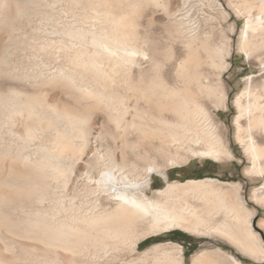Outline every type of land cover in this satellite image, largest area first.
Returning <instances> with one entry per match:
<instances>
[{
    "label": "bare ground",
    "instance_id": "bare-ground-1",
    "mask_svg": "<svg viewBox=\"0 0 264 264\" xmlns=\"http://www.w3.org/2000/svg\"><path fill=\"white\" fill-rule=\"evenodd\" d=\"M66 1L71 9H83L74 20L92 26L75 21L60 26L62 15L49 0H0V264H61L63 254L68 264H108V256L126 244L137 252L142 240L179 228L221 235L264 260L261 238L251 228L253 212L214 186L222 182H170L166 167L156 162L166 157L168 148L187 144L199 147L187 148L195 157L233 158L208 108L211 103L215 110L227 109L223 85L220 78L214 82L211 70L228 68V39L222 36L215 44L212 34H202L191 24L190 0ZM143 3L163 7L175 20L170 37L184 45L183 57L172 47H156L152 54L144 48L147 41L130 17ZM38 18L41 26L33 28ZM25 28L33 32L26 34ZM250 32L262 36L264 28L248 19V48L254 46ZM23 51L30 53L32 63L21 72L14 56ZM162 56L176 58L175 76L142 72L147 60L159 71ZM258 94L246 89L238 98L236 123L241 134L240 123L248 118V135L238 139L252 160L250 172L264 177V147L253 135L264 128ZM250 97L253 103L243 102ZM96 114L102 123L113 124L116 133L94 131L90 123ZM131 134L150 146L144 155L134 153L147 161L142 174L122 150L120 156L110 149L100 155L92 146L98 140L103 147L108 135L126 143ZM183 155H170L168 166L186 162ZM86 169L90 172L85 176ZM154 174L164 179L165 189H151ZM188 195L203 205L191 204ZM219 216L223 219L217 223ZM159 250L161 264H182L183 247L173 242L142 255ZM207 257V251L197 254L194 264H209Z\"/></svg>",
    "mask_w": 264,
    "mask_h": 264
},
{
    "label": "rangeland",
    "instance_id": "rangeland-1",
    "mask_svg": "<svg viewBox=\"0 0 264 264\" xmlns=\"http://www.w3.org/2000/svg\"><path fill=\"white\" fill-rule=\"evenodd\" d=\"M49 1L52 6H55L53 7L54 11L56 10V13L59 12L57 15H62L59 17V21L61 22L60 26L64 25L63 23L67 22L70 24L74 21L76 22V25L81 22V25L79 24L77 26H85V24L86 27L92 26V22H88V26L86 22H82L79 19L74 20V15L79 16L84 13L83 9H81L82 7H78L76 10V8L71 9L70 2L68 5V1L66 0ZM169 1L164 0L165 3ZM146 4L143 3L139 7L140 9L137 8L138 10L135 9L130 14V17H133L136 21L137 30L141 38L143 37L142 40L147 41L144 48L147 47L146 50L148 49V53L152 54V51L156 47L161 51H169L172 47L178 55L183 57L186 53L184 45H180L179 42L176 43V41H173L174 39L170 37L171 29H173L171 27H174L175 20L166 14L163 7L148 3ZM190 5V7L194 5L190 11V15L192 16L189 15V20L191 19V24H194V27H198L202 34H212L214 39L213 43L215 44H219L222 36L228 39V68L225 70H211V72H213L214 82H217L218 78H220L223 85L224 93L226 95L227 109L221 108L220 110H215L211 103L208 104V108L211 109L210 111L219 135L233 153V158H224L217 161L212 158H204L201 156L195 157L187 151V148H189V146L192 147V145L187 144L184 145L185 148L183 147L182 149H178L177 146L176 148L178 150L175 146L168 148L165 152L166 157L163 159L157 158L156 162L160 166L166 167L165 172L168 175L170 182H186L188 180H202L207 178L222 182L217 183L214 186L227 191L233 200L240 199L245 207L253 212L251 228L261 238L264 246V190L262 189V186L264 185V177H258L255 173L250 172V169L253 166L252 160L246 153L245 147L238 139L240 136L248 135V118H244L242 123H240L244 129V132L241 134H239L238 124L236 123V119L239 115V109L236 102L246 89H249L251 93H259L258 95L261 96V103L264 105V92L262 91V88H264V35L259 36L250 32L254 46L248 48L244 44L245 27L248 19L251 18L253 25H260L264 28V0H192V2L190 0ZM76 11L81 12L78 13ZM34 23L33 28L41 26V20L39 18L36 19ZM46 23L47 22L44 21V24ZM57 24L59 25V22ZM24 30L26 31V34H31L33 32V30L29 28H25ZM20 39L23 40L21 37ZM4 42H9L8 35L5 36ZM24 52L25 51L22 53L25 55L19 53L14 56V62L16 61L20 63L18 64V70L21 72L26 69L29 70L28 65L32 63V56L30 53L28 51ZM24 56L25 59L23 58ZM163 57L164 56L161 57L163 67H161L159 71L154 70L152 64L147 60L143 63L142 72L147 76H155L158 72L162 75L175 76L176 58L169 60L167 57ZM122 77L126 78V75H123ZM12 82L13 81L6 80L5 84H10ZM15 83L16 82H13V84ZM193 89H195V87H193ZM249 101L253 103L252 97L243 99L244 103ZM69 102H73L71 97H68V103ZM98 113L99 116L102 115V113ZM96 116L97 114L92 119L93 122L90 123L94 131L97 133L101 132L102 134H104V131L116 133L113 124L102 123L103 120ZM255 130L253 131V135L256 140L259 141L258 143L264 147V128ZM125 140L126 143H124L123 139L118 137V135L115 139L108 135L103 139V147H101V142L98 140H93L94 142H92V146L97 154L99 153L100 155H105L106 151L110 149L120 156L122 150L126 156L125 160H127L128 163H136L137 166L139 165L138 169L142 174L147 166V161H145L144 158L141 159L136 157L134 153H141V155H144L150 146L142 140L140 141L137 134L128 135ZM193 147L199 149V147L194 145ZM176 153H179L180 155L184 154L183 156L187 157L188 162L186 160V162L182 163L180 166H168L167 163L171 158L170 155L173 156ZM89 172L90 170L86 169L85 176ZM152 181L153 184H151V189L153 190L165 189L167 186L166 182L159 174H154L152 176ZM148 193L152 195V192L149 191ZM187 199L191 204L198 206L203 205L202 201L194 198L192 195H188ZM222 219L223 216H219L215 222L220 223ZM177 232L185 233L193 239L190 246L195 247L196 251L189 258H186L185 256L187 245L176 239L178 237V235H176ZM147 240H149V242L141 247L139 246L137 252H133L131 245L126 244V246L122 247L118 252H114L108 256V259H110L108 264H127L131 262L132 264H161L158 257L162 256V250L149 252L145 256L142 254L148 252L150 248L155 245L168 242L177 243L183 247L184 259L182 264H194V257L203 251L208 252L206 261L209 264H236L231 260L230 255L236 257L242 264H264L262 258H260L261 260L256 259L244 253L231 240L218 234L202 236L179 228L157 236L148 237L142 240L140 244ZM19 242L30 245L33 244L28 240L22 239H20ZM170 252H172L173 257L179 258L176 250L174 252L170 250ZM67 257L68 256L65 254L62 255V258H60L61 264H68Z\"/></svg>",
    "mask_w": 264,
    "mask_h": 264
},
{
    "label": "trees",
    "instance_id": "trees-1",
    "mask_svg": "<svg viewBox=\"0 0 264 264\" xmlns=\"http://www.w3.org/2000/svg\"><path fill=\"white\" fill-rule=\"evenodd\" d=\"M176 235H178V237L176 238L178 241H181L187 245V251L185 252V256L186 258H189L196 251L195 247L190 246L193 240L192 237L182 232H177ZM148 242L149 240L141 243L139 246L141 247L142 245L147 244Z\"/></svg>",
    "mask_w": 264,
    "mask_h": 264
},
{
    "label": "water",
    "instance_id": "water-1",
    "mask_svg": "<svg viewBox=\"0 0 264 264\" xmlns=\"http://www.w3.org/2000/svg\"><path fill=\"white\" fill-rule=\"evenodd\" d=\"M168 181H170L169 177H168Z\"/></svg>",
    "mask_w": 264,
    "mask_h": 264
}]
</instances>
